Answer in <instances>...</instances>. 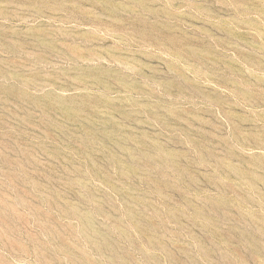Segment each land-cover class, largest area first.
I'll use <instances>...</instances> for the list:
<instances>
[{"label":"rangeland","instance_id":"rangeland-1","mask_svg":"<svg viewBox=\"0 0 264 264\" xmlns=\"http://www.w3.org/2000/svg\"><path fill=\"white\" fill-rule=\"evenodd\" d=\"M0 264H264V0H0Z\"/></svg>","mask_w":264,"mask_h":264}]
</instances>
